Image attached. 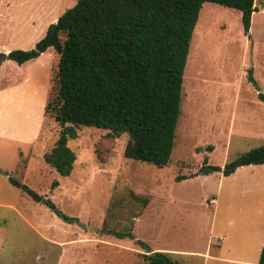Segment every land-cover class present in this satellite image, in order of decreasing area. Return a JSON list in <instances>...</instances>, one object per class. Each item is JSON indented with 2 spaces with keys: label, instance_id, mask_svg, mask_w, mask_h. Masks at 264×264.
Masks as SVG:
<instances>
[{
  "label": "rangeland",
  "instance_id": "obj_1",
  "mask_svg": "<svg viewBox=\"0 0 264 264\" xmlns=\"http://www.w3.org/2000/svg\"><path fill=\"white\" fill-rule=\"evenodd\" d=\"M76 1L0 0V56L33 49ZM254 6L244 34L239 11L203 5L165 167L125 158L126 135L85 126L68 142L76 160L62 176L43 159L60 130L44 115L58 55L49 48L23 65L0 58L10 82L0 81V132L8 135L0 137V264H146L135 240L111 231L171 250L179 264H257L264 247V164L226 177L220 171L189 177L204 162L223 169L264 144V102L257 97L264 94V0ZM8 176L55 209L35 202ZM205 252L215 257L205 259Z\"/></svg>",
  "mask_w": 264,
  "mask_h": 264
},
{
  "label": "trees",
  "instance_id": "obj_2",
  "mask_svg": "<svg viewBox=\"0 0 264 264\" xmlns=\"http://www.w3.org/2000/svg\"><path fill=\"white\" fill-rule=\"evenodd\" d=\"M254 1L77 0L47 27L33 49L9 51L5 58L18 65L48 48L58 55L44 115L53 118L60 130L53 147L43 154L46 164L62 176L69 175L76 155L68 142L86 126L106 130L113 138L126 135L123 156L127 159L167 166L175 144L189 47L203 5L239 11L246 34L256 10ZM248 75L256 86L251 70ZM257 97L264 102L262 92ZM262 164L264 144L225 163L223 169L204 162L189 177L213 171L229 176L240 166ZM8 181L35 202L55 209L51 200L26 184L11 176ZM109 233L135 240L145 251L146 264H179L174 254L153 251L131 233ZM257 264H264V247Z\"/></svg>",
  "mask_w": 264,
  "mask_h": 264
},
{
  "label": "crops",
  "instance_id": "obj_3",
  "mask_svg": "<svg viewBox=\"0 0 264 264\" xmlns=\"http://www.w3.org/2000/svg\"><path fill=\"white\" fill-rule=\"evenodd\" d=\"M54 22H55V21H54ZM251 23H252V18H251ZM48 49H49V48H48ZM48 49H47V50H48ZM9 51H11V50H9V49L4 50V52H5L6 54H7ZM43 53H44V52H43ZM8 60H9V59H8ZM30 61H31V60H30ZM27 62H29V61H27ZM27 62H25V63H27ZM25 63H23V64H25ZM2 64H3V62L0 64V81L3 82V83H5V82L7 81L8 78L5 77V76L3 75V74H4V71H2ZM23 64H22V65H23ZM8 80H9V79H8ZM7 83L9 84L10 82L7 81ZM8 84H7V85H8ZM7 85H6V86H7ZM6 86H4V88H5ZM1 89H3V88H0V90H1ZM2 117H3V116H0V119H2V122H5V117H3V118H2ZM5 124H6V123H5ZM6 136H8L6 133H3V132L1 133V132H0V137L5 138ZM9 137H11V136H9ZM9 137H8V139L11 140V138H9ZM240 167H241V166H240ZM235 171H236V170H235ZM235 171H234V172H235ZM220 172H221V171H220ZM234 172H233V173H234ZM221 173H222V172H221ZM233 173H232V174H233ZM230 175H231V174H230ZM223 176H224V175H223ZM224 177H226V176H224ZM208 201H209L210 203L214 204V203H216L217 200H216L214 197L211 196V197L208 198ZM212 231H214V228L211 229V232H212ZM211 236L213 237V235H211ZM261 249H262V248H261ZM261 249H260V251H261ZM151 250H153V251H165V252H171V250H166V249H161V248L159 249L158 247H155L154 249L151 248ZM259 254H260V252H259ZM212 257H215V256H211L210 254H208V252H205V253H204V258H205V259L210 260V258H212ZM258 258H259V256H258ZM257 261H258V260H257Z\"/></svg>",
  "mask_w": 264,
  "mask_h": 264
},
{
  "label": "water",
  "instance_id": "obj_4",
  "mask_svg": "<svg viewBox=\"0 0 264 264\" xmlns=\"http://www.w3.org/2000/svg\"><path fill=\"white\" fill-rule=\"evenodd\" d=\"M5 55L6 54H2L1 56H0V58H5ZM68 221L69 222H74V223H76L79 227H82L83 229L85 228V224H83V223H81L80 221H78L77 219H75V218H70V219H68Z\"/></svg>",
  "mask_w": 264,
  "mask_h": 264
}]
</instances>
